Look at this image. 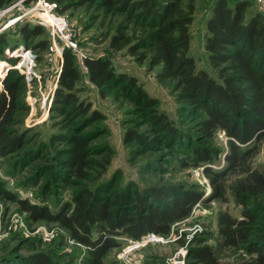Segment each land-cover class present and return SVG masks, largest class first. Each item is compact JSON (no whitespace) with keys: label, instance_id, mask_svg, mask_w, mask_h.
Here are the masks:
<instances>
[{"label":"rangeland","instance_id":"obj_1","mask_svg":"<svg viewBox=\"0 0 264 264\" xmlns=\"http://www.w3.org/2000/svg\"><path fill=\"white\" fill-rule=\"evenodd\" d=\"M26 1L16 0L0 9V78L3 76V80L10 71L12 82H18L19 110L13 131L22 136V146L0 158V257L13 256L14 263H21L28 256L42 252L48 254L54 264H83L86 256L85 248L71 240L58 224L34 222L16 202L7 200V193L16 200L47 206L56 213L63 205L72 203L74 194L84 189L104 187L110 193L124 189L143 193L159 187L181 190L196 187L203 192L201 201L186 219L172 225L168 235H157L162 238L160 242L120 237L117 239L120 246L110 250L104 261L115 264H197L189 258V250L200 239L213 247L220 264H235L241 258H248L245 246L241 249L221 248L218 236L219 215L227 213L239 220L241 206L231 196L226 202L208 199L211 188L203 168L219 170L224 166L223 159L210 165L192 166L190 147L203 143L198 139V111L183 108L184 104L177 100L170 82L160 80V67H153L148 57L139 58L145 53L143 49L137 50L138 56H133L128 52V46L120 50L109 47L111 37L120 29L129 27L125 33L134 30L140 35L141 30L149 28L138 20L128 21L126 15L117 10L89 4H74L64 14L56 11L66 18L71 39L77 43L76 51L71 50L81 77L76 86L77 96L90 103L91 110L103 115L101 120L86 125L72 112L62 116L56 108L59 105L53 104L62 55L59 58L50 47L54 43L63 49L68 48L60 39L51 37L48 26L40 24L43 21L38 15L43 17V13L33 11L38 0ZM211 3L212 0L195 2L189 53L198 70L218 80L204 50L205 21ZM248 10V15H264V7L257 4H252ZM24 24L41 27L44 35L23 41L20 30ZM44 41L48 44L42 49ZM16 49L28 52L27 56L16 54L15 57L12 53ZM86 58L107 59L116 74L124 73L134 78L142 92L156 101L157 111L164 113L176 128L189 135V139L177 142L172 149L158 142L161 133L152 122L150 108L137 101L133 92L121 90L119 85L107 83L106 87L99 89L91 83L84 65ZM130 130L142 135L143 142L125 141ZM77 137L88 141V166L83 180L72 178L71 183H63L66 169L60 166L57 152L67 151L72 139ZM161 140L165 142L163 137ZM225 141L224 134L218 132L213 145L225 152ZM261 165H264V151L253 160L254 167ZM131 193L126 195V204L133 199ZM258 204V201H252L249 205L258 218V228L264 229V212L254 211ZM256 235L251 230L250 240Z\"/></svg>","mask_w":264,"mask_h":264},{"label":"trees","instance_id":"obj_2","mask_svg":"<svg viewBox=\"0 0 264 264\" xmlns=\"http://www.w3.org/2000/svg\"><path fill=\"white\" fill-rule=\"evenodd\" d=\"M15 1L0 0V9ZM49 1L58 5L60 14L74 4H89L117 10L126 15L128 21L135 19L149 28L141 30L140 35L134 30L125 33L129 27L120 29L111 37L109 47L120 50L128 46V52L133 56H138L137 50L143 49L145 53L139 58L148 57L153 67H160V80L170 82L177 100L184 104L183 108L198 111V139L203 143L190 147L192 166L210 165L222 158L224 166L221 169L203 168L211 188L208 199L226 202L231 196L242 208L239 220L227 213L219 215L220 246L231 249L245 246L249 257L241 258L235 264H264V229L258 228V218L249 205L258 201L259 206L254 211L264 212V205H261L264 204V165L253 166L254 158L264 151V15H248V9L256 3L253 0H212L205 21L204 50L216 71L218 80H215L196 68L189 53L196 0ZM20 33L23 41H27L42 37L44 30L24 24ZM132 39L135 42L131 43ZM47 44L44 41L42 49ZM84 65L89 81L99 89L106 87L107 83L119 85L121 90L133 92L137 101L150 108L152 122L161 133L158 142L162 145L167 144L172 149L177 142L189 139V135L176 128L164 113L157 111L156 101L142 92L134 78L124 73L116 74L109 60L86 58ZM9 72L1 81L0 90V158L22 146V136L13 131L19 110L18 82H12ZM80 78L75 56L70 49H64L53 104L59 105L56 108L62 116L72 112L89 125L101 120L103 115L91 110L90 103L77 96L76 86ZM218 132L226 138L225 152L213 145ZM125 136L127 142L130 139L143 142L144 139L132 130ZM88 147L85 138L77 137L72 139L67 151L57 152L60 166L66 169L63 183H71L72 178L84 179ZM129 193L130 189L112 193L104 187L84 189L75 193L72 203L63 205L56 213L47 206L16 200L9 193L5 196L8 201L16 202L34 222L58 224L71 240L85 248L83 264H115L104 260L110 250L120 246L117 241L120 237L139 240L151 233L168 235L172 225L186 219L203 197V192L196 187L188 190L159 187L143 193L132 191L130 196L133 199L127 205L125 198ZM251 230L257 233L252 241L249 237ZM205 242L204 239L196 241L195 247L189 250V258L197 264H220L213 247ZM14 262L13 256L0 257V264H54L53 259L42 252L28 256L21 263Z\"/></svg>","mask_w":264,"mask_h":264},{"label":"built area","instance_id":"obj_3","mask_svg":"<svg viewBox=\"0 0 264 264\" xmlns=\"http://www.w3.org/2000/svg\"><path fill=\"white\" fill-rule=\"evenodd\" d=\"M253 1L257 5L264 7V0H253ZM57 9H58V5L55 2H51L49 0H38V2L36 3V6L33 7V11H37V12L39 11L43 13L44 16L42 17L38 15L39 16L38 19L40 20L42 19L41 21L43 22L40 23L41 25L48 26L50 28L49 31H50L51 37L53 39L54 38L60 39L65 48H68L75 52L77 48V43H75L71 39L70 29H69V25H68L66 18L61 15L56 14ZM50 50L54 51L57 54V56L61 58V55L64 49L58 46L57 44L53 43V45L50 47ZM20 51H23V50L16 49L14 50L12 54L15 55V57H17L18 54L20 55L22 54V56L23 55L27 56L28 52L23 51L20 53ZM5 70H7V67L5 68ZM6 72L4 73V75L6 74ZM2 77L0 78L1 80H2ZM142 238L144 239V241H147V242H160L162 240V238L152 233Z\"/></svg>","mask_w":264,"mask_h":264}]
</instances>
